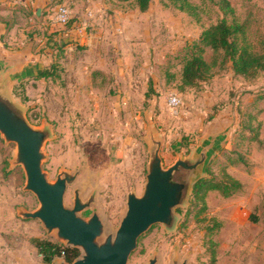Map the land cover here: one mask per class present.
Instances as JSON below:
<instances>
[{"label":"rangeland","instance_id":"rangeland-1","mask_svg":"<svg viewBox=\"0 0 264 264\" xmlns=\"http://www.w3.org/2000/svg\"><path fill=\"white\" fill-rule=\"evenodd\" d=\"M101 1L109 6L106 17L116 9L132 15L139 12L135 0ZM189 1L197 6V17L170 0H152L147 11L138 13L143 23L141 31L150 42L146 46L148 68L142 75L137 72L134 95L117 100L118 88H111L100 104L92 95L64 106L62 114L50 121L54 137L45 145L48 156L43 167L50 180L63 169H81L76 182L68 187L65 204L72 207L74 189L86 185L84 197L95 191L96 201L81 215L87 217L96 210L107 229L113 231L126 213L127 194L143 192L150 156L145 140L150 127L163 139L161 156L169 166L178 155H190L198 148L211 119L222 108L229 106V114L240 123L256 114L259 139L243 142L245 161L232 164L234 173H230L228 154L222 152L211 167L218 177L226 169L243 183V188L230 197L216 190L208 192L203 212L202 204L196 205L191 193L187 204L177 210L176 226L169 229L154 225L139 239L129 264H148L155 255L158 264H173L175 257L188 264H212L213 251V264H264V72L250 78L235 75L226 65H219L221 56L217 55L218 65L208 80L194 87L183 86L186 45L223 17L218 0ZM230 1L239 18L248 21L249 39L260 50L264 0ZM59 2L54 0L53 4L58 6ZM204 56L211 62L214 51L207 47ZM149 89L151 96L146 98ZM215 90L218 100L207 109L204 94ZM171 92L183 99L178 115L168 105ZM39 117L32 113L29 119L41 125L43 119ZM130 135L134 137L132 144L126 138ZM15 153L16 144L7 143L0 133V264H47L30 238L38 236L64 244L55 234L48 235L38 219L18 216L19 207L33 210L39 202L32 192L23 189L26 175L21 165L13 164Z\"/></svg>","mask_w":264,"mask_h":264},{"label":"crops","instance_id":"crops-1","mask_svg":"<svg viewBox=\"0 0 264 264\" xmlns=\"http://www.w3.org/2000/svg\"><path fill=\"white\" fill-rule=\"evenodd\" d=\"M53 1L0 0V66L12 78L10 90L15 99L28 107V117L32 113L42 116L41 125L54 121L64 106L83 97L94 96L100 104L111 88H118L117 100L130 98L137 89L133 83L137 72L142 75L148 68L146 46L150 38L141 31L138 13L143 11L139 8L133 15L116 9L106 17L109 6L101 0H60L73 11L71 22L62 25L55 21L57 5ZM88 8L95 16L88 28H82L79 21L86 17ZM46 69L53 75L41 77ZM216 91L204 94L207 109L218 100ZM227 108H222L207 128L208 133L228 129L213 160L232 149L237 140L239 122ZM126 138L133 143L132 135ZM230 167L227 170L231 173L234 167Z\"/></svg>","mask_w":264,"mask_h":264},{"label":"water","instance_id":"water-1","mask_svg":"<svg viewBox=\"0 0 264 264\" xmlns=\"http://www.w3.org/2000/svg\"><path fill=\"white\" fill-rule=\"evenodd\" d=\"M11 76L0 66V133L7 143L16 144L14 165L25 171V191L32 192L39 205L36 209L18 208V216L26 220L41 221L48 235L55 234L64 246L78 249L75 260L55 257L47 264H129L131 254L138 247L139 239L154 225L163 224L172 229L178 220L177 210L185 206L195 184L207 175L215 157L219 140L228 129L210 131L190 155H178L169 166L161 156L162 137L155 128H149L146 138L150 153L146 181L142 194H127V210L116 230H108L96 210L90 216L81 214L96 201V192L84 197L86 185L74 189L72 207L65 204L69 185L76 182L81 169L72 172L63 169L55 180L48 178L43 164L47 159L46 143L53 139L52 124H33L28 107L15 99L10 90ZM148 264H158V256ZM173 264L180 262L175 257Z\"/></svg>","mask_w":264,"mask_h":264},{"label":"trees","instance_id":"trees-1","mask_svg":"<svg viewBox=\"0 0 264 264\" xmlns=\"http://www.w3.org/2000/svg\"><path fill=\"white\" fill-rule=\"evenodd\" d=\"M141 11L150 8L152 0H135ZM179 9L197 17V6L189 0H170ZM218 6L223 17L215 24L205 28L199 38L186 45V52L183 58L182 85L194 87L202 81L208 80L213 75V69L218 65L217 55L221 56L220 66H227L235 75L246 78L256 77L264 72V38L260 40V50H256L254 44L248 36L249 23L241 20L237 15L235 7L230 0H218ZM210 47L214 51V59L210 62L205 56V50ZM53 75L50 69L43 71L41 77ZM150 89H153L150 84ZM146 92V98H150L151 90ZM260 111V110H259ZM213 117V116H212ZM257 115L247 116V120L239 122L236 130V142L232 149L225 151L228 154V164L244 162V150L241 149L245 139L258 140L260 124H256ZM246 121V122H245ZM249 135V136H248ZM214 159L207 169V175L201 178L193 188V198L201 205V212L206 209V196L210 191H219L224 197H230L243 188V183L232 174L223 170L221 177H218L211 169ZM30 241L38 248L46 262H51L56 256H61L65 252V258L73 261L80 254L75 248L62 245L50 239L33 236ZM212 264L215 261L213 251Z\"/></svg>","mask_w":264,"mask_h":264},{"label":"built area","instance_id":"built-area-1","mask_svg":"<svg viewBox=\"0 0 264 264\" xmlns=\"http://www.w3.org/2000/svg\"><path fill=\"white\" fill-rule=\"evenodd\" d=\"M95 16L93 9L88 8L86 11V17L82 18L79 23L82 28H88L90 23L89 20ZM73 18L72 8L64 3H60L55 11V21L62 25H67L71 22ZM168 105L173 110V112L178 115L180 108L183 105V99L180 94L176 92H171L168 96ZM61 257H65V252H62Z\"/></svg>","mask_w":264,"mask_h":264}]
</instances>
